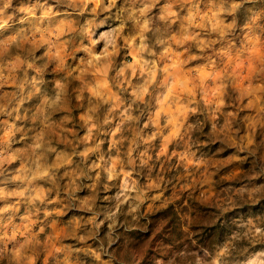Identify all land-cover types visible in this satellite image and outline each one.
Masks as SVG:
<instances>
[{
    "label": "clouds",
    "instance_id": "1",
    "mask_svg": "<svg viewBox=\"0 0 264 264\" xmlns=\"http://www.w3.org/2000/svg\"><path fill=\"white\" fill-rule=\"evenodd\" d=\"M0 264H264V0H0Z\"/></svg>",
    "mask_w": 264,
    "mask_h": 264
}]
</instances>
